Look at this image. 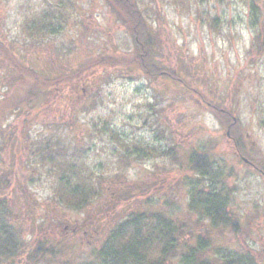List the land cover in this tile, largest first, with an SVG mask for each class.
<instances>
[{"label": "rangeland", "instance_id": "374dc122", "mask_svg": "<svg viewBox=\"0 0 264 264\" xmlns=\"http://www.w3.org/2000/svg\"><path fill=\"white\" fill-rule=\"evenodd\" d=\"M55 1L0 0V37L26 65L58 74L89 61V56L132 48L131 37L104 0H75L58 33L31 37L22 31L24 15ZM253 1L262 16L250 7V0H143L142 7L160 32L164 59L183 70V76L187 72V83L206 97L222 100L241 121L254 160L264 166V125L259 123L264 118V53L251 45L264 29L262 23L252 22L255 14L264 21V0ZM209 16L218 21L209 25ZM105 66L92 65L95 74H82L59 93L51 92L50 102L28 114L0 119L2 128L9 125L3 158L15 178L12 218L30 242L43 237L64 244L39 264L97 259L95 249L107 230L137 209H163L184 221L186 229L204 234L206 223L198 220L202 216L188 208L190 171L184 159L188 150L200 146L215 152L231 191L229 208L238 214L243 230L237 242L217 229H210L211 237L216 243L249 249L255 261L264 264V177L241 161L214 113L184 87L136 69ZM9 75L0 58V100L14 97ZM95 124L111 126L130 143L147 144L158 153L131 159L122 173L116 157L108 155L117 143L96 132ZM52 133L69 145L91 144L97 153L94 161L109 172L107 192L86 209L74 211L54 203L49 167L38 164L30 152V142Z\"/></svg>", "mask_w": 264, "mask_h": 264}, {"label": "trees", "instance_id": "16d2710c", "mask_svg": "<svg viewBox=\"0 0 264 264\" xmlns=\"http://www.w3.org/2000/svg\"><path fill=\"white\" fill-rule=\"evenodd\" d=\"M104 1L115 20L132 39L133 46L127 52H118L116 55L101 53L95 58L89 56V61L84 59L70 71L51 74L47 70L26 65L23 58L19 59L13 48L0 37L1 63L10 72L6 80L14 91V97L0 100V119L13 114H28L30 110L50 102L51 92L59 93L62 86L72 84L82 74H95L97 69L92 65L136 69L150 78H162L174 86L193 92L226 130V137L232 142L241 161L264 177V166L254 160L241 121L223 107L222 100L206 97L200 89L187 83V72L188 76H183V70L173 67L164 59L160 32L154 28L147 8L142 7L143 0ZM250 2L254 12L258 10L262 16L258 4L253 0ZM75 7V0L50 2L34 13L24 15L21 29L31 37L58 33L67 23L70 10ZM257 15H254L252 22L264 25ZM217 21V16L207 18L209 25ZM251 45L258 54L264 53V29L253 36ZM23 88L26 93L21 91ZM259 123L264 125V118ZM8 126H0V264H20L23 261L25 264H39L55 256V250L64 247V244L59 242L58 246L43 237L32 243L24 238L19 222L12 218V206L15 209V205L10 204V198L13 196L12 182L15 178L6 169L3 158ZM96 132L107 137L108 142L112 139L117 143L119 148L112 147L113 152L108 155L116 157L122 173L131 159L158 153L155 147L147 144L130 143L111 126L103 125ZM30 144L34 145L30 152L35 155L38 164L49 167L48 175L53 177L50 188L54 203L79 211L107 192L104 183L109 179V172L104 171L100 162L94 161L97 153L91 144L69 145L53 133ZM211 148L192 147L184 157L190 171V175L186 176L190 199L188 208L202 216L198 220L206 223V228L203 226L204 234L194 233L190 226L186 229L184 221H177L172 213L163 209H137L107 230L95 249L97 259L81 264H258L249 249L241 250L239 247L216 243L210 235V229L221 230L223 235L237 242L243 233L238 225V214L229 208L231 191L226 184L227 177Z\"/></svg>", "mask_w": 264, "mask_h": 264}]
</instances>
